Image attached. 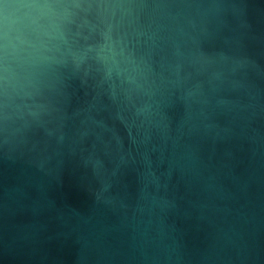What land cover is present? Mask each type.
Listing matches in <instances>:
<instances>
[{
  "label": "water",
  "instance_id": "1",
  "mask_svg": "<svg viewBox=\"0 0 264 264\" xmlns=\"http://www.w3.org/2000/svg\"><path fill=\"white\" fill-rule=\"evenodd\" d=\"M0 264H264V0H0Z\"/></svg>",
  "mask_w": 264,
  "mask_h": 264
}]
</instances>
